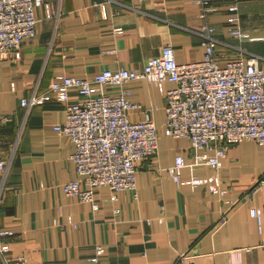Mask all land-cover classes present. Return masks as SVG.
<instances>
[{
    "label": "crops",
    "instance_id": "1",
    "mask_svg": "<svg viewBox=\"0 0 264 264\" xmlns=\"http://www.w3.org/2000/svg\"><path fill=\"white\" fill-rule=\"evenodd\" d=\"M47 2L53 15L44 5L36 7V35L23 41L21 57L0 60V158L12 159L0 229L12 231L2 238L11 243V255L25 256L27 264H93L97 245H103L99 264H175L181 252L193 264H264V231L250 212L264 203V184L247 195L264 179V144L243 139L228 147L219 169L227 191L216 193L207 184L187 182L213 174L208 163L196 160L202 150L194 151L185 137L160 133L159 155L139 163L137 187H94L95 210L63 188L83 178L71 159L73 141L55 128L65 119V105L53 100L27 111L21 102L60 75L93 78L104 68L141 69L168 43L178 62L200 61L203 24L215 28L220 65L253 52L261 55L264 69V0ZM232 27L248 36L236 35ZM173 86L164 83L165 89ZM104 88L127 91L152 107L156 125L164 127L165 95L156 83L138 78ZM77 97L71 93V99ZM178 155L185 160L182 183L168 172Z\"/></svg>",
    "mask_w": 264,
    "mask_h": 264
},
{
    "label": "built area",
    "instance_id": "2",
    "mask_svg": "<svg viewBox=\"0 0 264 264\" xmlns=\"http://www.w3.org/2000/svg\"><path fill=\"white\" fill-rule=\"evenodd\" d=\"M206 3L203 5L207 12L211 8ZM42 5L48 15H53L47 0H0V60L11 54L21 57L23 41L36 35L35 9ZM214 31L211 24H203L198 30L205 45L204 58L200 61L178 62L173 45L168 43L141 69L104 68L93 78L64 74L53 79L41 93L33 91L22 98L27 111L53 100L65 105V119L55 128L73 141L71 159L83 177L63 184L67 195L91 202L96 210L99 204L94 187L108 185L116 191L135 189L139 163L159 155L160 133L187 138L194 151L202 150L196 154V160H204L213 168L212 175H195L187 182L207 184L216 193L227 191L222 188L219 169L228 147L243 139L264 144V69L259 64L261 55L253 52L246 60L238 57L220 65L215 54ZM232 31L240 37L248 36L239 27H232ZM138 78L156 83L164 92L166 121L162 129L156 125L152 107L132 100L127 91L115 93L104 88ZM165 81L173 82L174 86L165 89ZM72 92L78 97L71 99ZM133 112L140 116L131 118ZM11 161L0 158V203ZM184 165V157L178 155L168 168L177 183L183 182ZM262 184L264 179L257 180L247 195L253 196ZM250 212L263 232L264 203L253 206ZM226 218L224 215L219 221ZM10 234L11 230L0 229V264H27L25 256L11 255L10 242H3L2 238ZM103 252V245H97L93 264H99ZM190 258L181 252L175 264H184L187 259V264H193Z\"/></svg>",
    "mask_w": 264,
    "mask_h": 264
}]
</instances>
